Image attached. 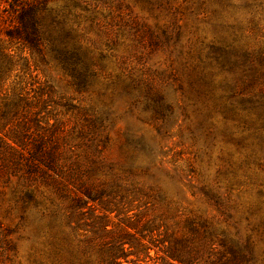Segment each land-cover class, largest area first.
Segmentation results:
<instances>
[{
	"label": "rangeland",
	"instance_id": "obj_1",
	"mask_svg": "<svg viewBox=\"0 0 264 264\" xmlns=\"http://www.w3.org/2000/svg\"><path fill=\"white\" fill-rule=\"evenodd\" d=\"M106 1L121 18L100 9L98 28L78 9L68 25L90 68L85 86L44 42L33 58L22 50L32 99L18 113L8 105L17 76L0 91V264H102L121 240L134 246L123 264H170L162 250L183 241L198 264H231L233 242L251 251L243 264H264V0ZM92 116L104 124L90 147L81 134ZM56 120L64 183L32 180L14 133L35 144ZM82 184L103 190L113 212L96 205L70 223L69 189Z\"/></svg>",
	"mask_w": 264,
	"mask_h": 264
},
{
	"label": "trees",
	"instance_id": "obj_2",
	"mask_svg": "<svg viewBox=\"0 0 264 264\" xmlns=\"http://www.w3.org/2000/svg\"><path fill=\"white\" fill-rule=\"evenodd\" d=\"M59 0H0V33H3L4 38H0V91L7 86V82L12 77H18L19 83H16L13 89V102L8 104L14 111L18 113L21 106V102L31 100L30 90L27 89L25 83V74H30L32 60L31 57H24L22 55L23 49H28L30 54L41 52L44 42L50 44L51 51L53 52L56 59L62 64V66L68 70L71 75L77 81L78 86H85L87 83V74L90 71L89 66L83 63L81 58L82 47L80 44H74L69 46L67 38H74L77 36V31L68 27L69 22L72 21L71 17L79 18L80 14L77 12L78 9H82L91 12L93 16L90 18L91 22L101 28L102 22L99 21L98 13L100 9L108 10V15L120 17L121 4L116 6L110 5L106 0H94V5H87V0H64V7L60 8L56 6ZM174 0H165V3L169 5L170 9H173L172 2ZM203 4V1L201 2ZM58 5V4H57ZM93 6V7H92ZM92 7L93 10L89 9ZM178 10L175 9L173 12L174 22L173 25L179 29L177 21ZM113 18V17H112ZM110 25H112L110 23ZM167 35L166 41L169 42L172 37ZM18 45L17 49L19 52L11 53L12 47ZM16 49V50H17ZM222 51V50H221ZM228 53L226 50L222 51L221 56H226ZM261 58L264 60V54L262 52ZM30 71V72H29ZM255 81L252 79L249 84L245 87L249 91V95L254 96L253 89L255 88ZM240 90V89H239ZM34 91V90H33ZM244 91V90H242ZM241 91V93H243ZM36 97L39 98V95ZM41 99V95L40 98ZM163 98H159L160 110L165 106L162 102ZM43 109L49 107L47 101L43 99ZM29 106V104L27 103ZM49 110V108L47 109ZM164 111V110H163ZM13 122H11L12 124ZM86 126L82 128L81 137L82 139H88L90 141V147L94 143V139L99 136V131L103 127L104 120L101 117H88L85 121ZM10 125L8 123H1V127ZM51 130L48 133H44L42 140L28 145L27 140L21 138L20 133L15 132V144L20 147L19 150L14 149L17 153L23 154V171L27 177L32 178L42 176L43 179L54 180L58 183H64L62 180L63 176V165L60 163L61 153L59 147H56L52 143L54 139V132L63 127L62 121L56 120L55 123H48ZM2 131V130H1ZM0 131V132H1ZM2 133V132H1ZM7 137V136H6ZM2 139V138H1ZM23 152V153H22ZM21 160V161H22ZM66 186V185H64ZM72 189H69L72 193L70 203V223L75 219L73 216H83V210H95L96 205H99L102 209L113 212L112 208L109 207V202L103 200V190L97 189L94 185L82 184L72 185ZM29 198H32L30 196ZM116 211V210H114ZM105 219V217H102ZM77 226L74 230L81 226L80 223L76 222ZM106 226V224L104 225ZM130 228H134V223H129ZM191 231L196 232V226L191 225ZM127 235V234H126ZM214 235V233H213ZM127 242L121 240L107 249L102 259V264H123V260L128 262L129 256L133 253L130 249L134 246L131 245L129 250L126 249L125 245ZM229 246V253L231 255V264H243L244 262L249 263L251 261V251H242L237 242H233ZM153 247H157L152 244ZM151 247L145 248L149 257V251ZM162 252L173 262L170 264H198L196 255L192 248H190L187 242L184 241L177 246L166 247Z\"/></svg>",
	"mask_w": 264,
	"mask_h": 264
}]
</instances>
